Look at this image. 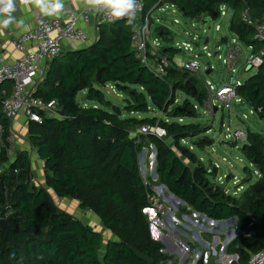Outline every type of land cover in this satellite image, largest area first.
I'll use <instances>...</instances> for the list:
<instances>
[{"label":"trees","instance_id":"16d2710c","mask_svg":"<svg viewBox=\"0 0 264 264\" xmlns=\"http://www.w3.org/2000/svg\"><path fill=\"white\" fill-rule=\"evenodd\" d=\"M164 4L175 5L189 18L207 15L213 20L220 17L221 5L227 4L234 10L231 30L247 45L263 47L241 14L248 7L252 17L264 24V0H163L160 5ZM149 9L144 7L143 19ZM98 28L92 44L66 50L48 62L46 76L34 94L57 100L60 112L57 117L44 116L41 124L30 122V142L45 162L47 185L58 197L75 199L81 209L91 210L115 239L104 247L101 232L63 210H53L47 226L41 228V211L52 208V199L46 189L33 188L29 154L9 156L11 121L0 103L4 126L0 211H12L9 231L0 224V264H162L171 259L164 253L163 243L151 235L145 209L151 206L152 192L141 175L142 145L132 136V129L159 125L174 144L204 133L200 124L178 120L197 118L190 98L204 105L207 94L198 86V75L188 70L170 66L165 76L154 74L137 57L132 47L133 28L125 21L103 23ZM165 32L162 28V36ZM169 56L173 60L174 55ZM188 80L196 90L187 87ZM110 83L130 96L124 109L103 92ZM81 91H87V99L98 106L80 104ZM179 91L186 95L182 104H177ZM238 93L264 119V64ZM151 108L173 121L122 115L124 110L148 114ZM148 138L157 150L160 183L195 212L217 221L236 217L240 232L228 252L239 256L237 264H250L251 256L264 250V138L250 134L244 146L260 177L238 197L213 183L210 178L215 173L203 165H188L163 138ZM205 140H200L201 146ZM182 150L190 160L194 158L188 149Z\"/></svg>","mask_w":264,"mask_h":264},{"label":"rangeland","instance_id":"374dc122","mask_svg":"<svg viewBox=\"0 0 264 264\" xmlns=\"http://www.w3.org/2000/svg\"><path fill=\"white\" fill-rule=\"evenodd\" d=\"M157 16L161 17L160 21L155 18V25H152L153 38L162 36L161 27L167 30L163 35V45L168 48V53L181 62L197 60L200 65V74L197 76L198 86L207 94L206 103L201 105L195 99L190 98L196 105L198 111L197 118H180L181 122H195L201 125L206 131L197 136L185 138L178 144H174L172 138L164 137L168 144L172 145L178 155L191 167L197 164L203 165L207 171L215 173L211 181L223 186L228 193L236 197L240 196L248 187L256 182L260 177L259 169L253 165L247 158L244 146L248 141L250 134H257L264 138V119L260 118L254 108L240 96L241 105L233 102L229 109L221 101H217L215 107L209 104L210 89L208 82L215 85H221L227 78L229 81H235L240 78L246 80L256 73V70L243 69V63L250 51L248 45L242 42L239 37L231 30L232 15L219 17L213 20L207 15L197 18L186 17L178 8H167L160 11ZM178 20V23H176ZM217 25H221V30L217 31ZM159 26H161L159 28ZM225 42V43H224ZM183 43H190L193 52L185 51ZM223 43L220 53L226 58L227 51L232 44H241L245 55L237 65L235 72H230L228 65L218 55L209 57L207 52H214L218 44ZM207 45L208 50L203 51V46ZM111 87V88H110ZM102 88L106 97L113 101L120 108L124 109L130 96L120 93L112 86ZM87 91H81L78 94V102L83 105L87 99ZM186 95L179 91L177 93V104H182ZM90 101H86L88 105ZM97 103L98 102H93ZM122 115L137 118L157 117L158 119L172 122L171 118L165 116L162 112L151 108L150 113H129L122 111ZM30 124H23L24 129H15L12 125V137L9 139L10 149L9 156L15 157L20 152L26 151L29 154L32 168V186L33 188L46 189L52 199V208L44 207L41 211L39 222L42 229L47 226L50 213L53 210H63L73 216L81 219L86 224L91 225L97 231L101 232L104 237V247L110 239H115L112 232L104 227L100 219L91 211L83 210L77 200L65 197H58L54 190L46 183L45 162L42 161L37 150L30 142ZM142 127V126H141ZM141 127L132 129V136L138 138L141 142L142 151L139 154V167L141 175L152 192L150 196L151 206L149 211L153 210L155 216L151 217L150 213H145L150 224H153V231L156 240L163 243L167 251L165 254L171 257L162 264H234L239 261V256L228 252V241H233L235 235L240 232L239 221L234 223L230 220L226 223H215L212 218L195 212L187 205L175 200L172 195L164 191L159 177L157 175V150L152 141L148 138L149 134H143ZM243 130L245 137L238 139L234 136L236 130ZM206 139L204 145H200V140ZM3 146L0 140V152ZM188 149L193 155L189 159L182 149ZM6 166V165H2ZM189 211L191 215L183 218L181 221L187 227H179L178 214L183 211ZM196 213V214H195ZM12 215V211H0V219ZM205 217H204V216ZM209 219V220H208ZM212 220V221H210ZM219 221V220H218ZM179 227V229H178ZM188 228V229H187ZM239 229V232H237ZM0 235L2 236L1 232ZM155 239V238H154ZM103 251V249H102Z\"/></svg>","mask_w":264,"mask_h":264},{"label":"built area","instance_id":"2783aa9c","mask_svg":"<svg viewBox=\"0 0 264 264\" xmlns=\"http://www.w3.org/2000/svg\"><path fill=\"white\" fill-rule=\"evenodd\" d=\"M163 0L158 1V7ZM173 7L175 5H172ZM145 0H138L135 10V24L132 26V47L136 51L137 57L154 74L165 76L167 68L170 66L179 69H185L195 75L200 74V65L197 60L181 62L175 57L171 60L163 45V37L160 35L153 38L152 22L150 18L143 19ZM220 17L234 14V10L227 4L221 5ZM242 21L255 29V37L262 44V48H256L254 45H248L250 51L243 63V69L257 70L264 64V24L256 21L246 7L241 14ZM124 21V20H119ZM117 22V21H116ZM111 23L107 21L102 14L94 13L86 8L71 12L62 19H50L38 17L33 29L23 33L14 41V48L18 55L13 57L10 48L0 44V103L3 114L12 123L20 116H23L29 123H43L44 116H59L60 107L58 101L47 100L43 97L35 96L34 92L40 81L46 76L48 62L60 56L65 49V42L81 41L87 43L90 41L88 27L94 24ZM178 23V20H176ZM217 31L221 30V25H217ZM225 43V42H224ZM185 51L193 52L190 43H183ZM223 43L216 46L215 51L207 52L209 57L216 56L223 59L228 65L230 72H235L236 67L241 63L245 52L241 44H232L226 58L220 53ZM208 46H203V51H207ZM245 80L240 78L235 81H229L227 78L221 85H215L208 82L210 89L209 104L216 106L217 101H221L227 108H231L233 102L241 105L239 87ZM4 126L0 122V140L3 141ZM143 134L154 135L159 138L167 136V131L159 126L144 125L141 127ZM234 136L238 139L245 137L243 130H236ZM13 138L12 135L9 139ZM18 173V170H16ZM150 209V208H149ZM157 214V212H156ZM205 217V216H204ZM217 223V222H216ZM250 264H264V250L251 256Z\"/></svg>","mask_w":264,"mask_h":264},{"label":"crops","instance_id":"0c3cea01","mask_svg":"<svg viewBox=\"0 0 264 264\" xmlns=\"http://www.w3.org/2000/svg\"><path fill=\"white\" fill-rule=\"evenodd\" d=\"M157 4H158V2H156V0H145V7L150 8L146 17L150 18V21L152 22L153 25H155V21H154L155 18L157 21L161 20V17L157 16V14L160 11H163L164 9H167L169 7L170 8L171 7L177 8L176 6L173 7L171 4H168V5H165V6L159 8ZM84 8H85L84 5L79 3V0H76V2H73V0H65L64 8H63V10L59 16H44L34 6L24 7L22 5H19L18 0H17V9L13 13V15L16 17L17 21L23 20V25L18 26L16 24H13L9 28L4 29L2 32H0V44H3L6 47L10 48L12 53H13L12 54L13 57H15L18 55L17 51L14 48V44H13L15 39L17 37L21 36L23 33L33 29L34 26L36 25V20L38 17L41 16V17H46V18H50V19H62V18L67 17L71 12L82 10ZM99 25L100 24H94V25H91L90 27H88V30L90 33V41H88L87 43H83L81 41H68V42L64 43L65 49L66 50H74V49L83 48V47H86V46L92 44L98 38V33H99L98 26ZM160 27L161 26H159V28ZM161 28H163V27H161ZM110 86H112L114 89L116 88V85L114 83H110L106 87H110ZM86 96H87V94H86ZM86 101L87 102L90 101L89 104L92 103V105H88L86 103ZM86 101H85V103H83L84 106H87V107L88 106H98V105H96L97 103L96 104L93 103L95 101H91V100H86ZM25 123L29 124V122L23 116H20L18 119H16L14 121V123H12V125L14 126L15 129L18 130V129H24V127L22 125ZM161 186H162L164 191L166 190L167 196L172 195V193L168 190V188L166 186H164L163 184H161ZM185 205H187V204H185ZM189 215H191V213L188 210L183 211L182 214H178V220H176V221H177V224L180 221L179 222L180 228H182V226L187 227V225H184L185 223H182L181 221L183 220V218H188ZM230 220H232V219H230ZM230 220L218 221L217 223H226L227 224ZM179 227H178V229H179Z\"/></svg>","mask_w":264,"mask_h":264},{"label":"clouds","instance_id":"9594fccd","mask_svg":"<svg viewBox=\"0 0 264 264\" xmlns=\"http://www.w3.org/2000/svg\"><path fill=\"white\" fill-rule=\"evenodd\" d=\"M18 3L24 7L34 6L44 16H59L65 0H18ZM79 3L87 10L102 14L109 22L124 20L128 26L135 24L138 0H79ZM16 9L17 0H0V32L13 24L23 25V20L17 21L13 15Z\"/></svg>","mask_w":264,"mask_h":264},{"label":"water","instance_id":"95a60500","mask_svg":"<svg viewBox=\"0 0 264 264\" xmlns=\"http://www.w3.org/2000/svg\"><path fill=\"white\" fill-rule=\"evenodd\" d=\"M197 19H198V21H200V20L202 19V17H198ZM248 70H251V69L249 68ZM187 87H188V88H193L194 90H196V88H195L194 86L191 85V83H190L189 80L187 81ZM215 111H216V112L218 111V107H215ZM164 186H165V185H164ZM172 197H173L175 200H177V201H179V202H181V203H183V204H186L185 201L181 200V199H180L179 197H177L176 195L172 194ZM148 211H149V209L146 208V209H145V213H148ZM203 216H204V215H203ZM208 220H209V219H208ZM228 220H230V219H228ZM232 220H234V222H236V221H237V218L234 217V218H232ZM210 221H212V220H210ZM223 221H224V220H223ZM225 221H226V220H225ZM215 222H218V221H215ZM0 224H1V225H4V226L7 228V231H9V229H10V227H9V219H7V218L0 219ZM150 231H151V235H152V237L155 238V239H157L156 236H155V234H154L152 224H150ZM237 232H239V229H237ZM236 236H237V235H235V238H236ZM231 242H232V241L229 240V241H228V244H230ZM167 250H168V248H164V249H163V251H167ZM234 264H236V263H234Z\"/></svg>","mask_w":264,"mask_h":264},{"label":"bare ground","instance_id":"6f19581e","mask_svg":"<svg viewBox=\"0 0 264 264\" xmlns=\"http://www.w3.org/2000/svg\"><path fill=\"white\" fill-rule=\"evenodd\" d=\"M148 212L150 213V216H151V217H152V216H153V217L155 216V219L157 218L155 211L151 210V211H148Z\"/></svg>","mask_w":264,"mask_h":264}]
</instances>
